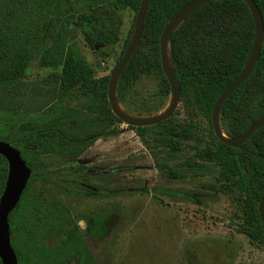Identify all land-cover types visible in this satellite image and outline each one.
Returning a JSON list of instances; mask_svg holds the SVG:
<instances>
[{"label":"trees","instance_id":"16d2710c","mask_svg":"<svg viewBox=\"0 0 264 264\" xmlns=\"http://www.w3.org/2000/svg\"><path fill=\"white\" fill-rule=\"evenodd\" d=\"M195 0H151L140 44L122 71L116 92L118 103L129 114L151 117L160 114L171 99V87L161 65L160 39L169 21L187 4ZM92 0H0V96L17 93L32 60L42 68L61 69L56 75L59 93L66 101L75 89L82 97L84 115L55 103L38 112L18 113L0 110V141L21 152L32 170V176L15 210L9 216L12 246L19 264H26L12 236L23 232L37 236L44 226L41 210L26 208L30 203V186L47 176L42 157L61 152L75 162L89 146L108 136L115 123L107 99L110 76L96 78L91 64L79 53L69 36L80 29L87 45L109 46L117 40L114 31H97V17L86 12ZM142 0H115V8H130L138 13ZM264 22V0H254ZM133 33L129 35L130 44ZM256 42V25L244 0H212L188 15L170 37L172 72L180 84L181 102L186 110H197L209 123L206 144L197 143L195 157L181 165V170L216 177L226 192L245 200L250 213L246 235L253 242L264 240V226L258 207L264 193V126L245 142L247 152L221 143L212 129V112L222 93L234 83L247 66ZM153 76L159 81L157 104L133 105L135 86L143 78ZM264 118V47L248 79L225 100L220 117L222 132L232 139L243 135L255 122ZM100 125V128L98 127ZM93 127V131L88 128ZM148 144L147 138L161 132L160 145L175 157L191 141H197L193 124L172 125V118L154 127L132 128ZM162 171L171 169L166 165ZM88 169L86 170V172ZM172 171V170H171ZM8 163L0 155V197L5 189ZM74 196H95L92 189L70 191ZM191 200L188 193H179ZM27 209V211H25ZM94 231L100 232L97 213L88 215ZM102 234L99 233V238ZM37 247V243L35 245ZM36 261L37 252H32ZM0 264H2L0 260Z\"/></svg>","mask_w":264,"mask_h":264},{"label":"rangeland","instance_id":"374dc122","mask_svg":"<svg viewBox=\"0 0 264 264\" xmlns=\"http://www.w3.org/2000/svg\"><path fill=\"white\" fill-rule=\"evenodd\" d=\"M114 5L115 0H92L86 9L97 17L98 32L117 34L114 43L91 49L80 29L73 28L69 36L96 78L113 73L135 29L137 13ZM60 73L61 69L40 67L35 58L20 90L0 96V110L31 113L60 103L91 115L78 89L62 100L56 77ZM158 92L157 78L143 77L130 102L157 104ZM192 111L180 102L172 117L174 126L193 124L198 139L175 157L160 145L161 130L145 144L122 121L73 163L60 151L43 156L47 176L31 184L26 208L38 207L45 224L37 228V236L28 232L12 236L26 264H264V240L253 242L246 235L251 211L245 200L224 191L216 177L181 170L195 157L196 142L206 144L209 139L207 119ZM161 165L171 169L162 171ZM83 189L97 194L82 198L70 193ZM91 213L99 215L100 232L92 227ZM34 251L39 261L31 254Z\"/></svg>","mask_w":264,"mask_h":264},{"label":"water","instance_id":"95a60500","mask_svg":"<svg viewBox=\"0 0 264 264\" xmlns=\"http://www.w3.org/2000/svg\"><path fill=\"white\" fill-rule=\"evenodd\" d=\"M210 1L212 0H195L185 5L165 27L160 39V53L162 70L171 87L170 102L160 114L151 117L134 116L140 120L132 121L125 116L124 113L127 112L118 103L116 88L122 71L132 59L142 38L147 13L151 3V0H142L140 9L137 13L135 29L130 44L128 45L122 59L110 76L107 99L111 111L116 118L133 128H147L154 127L165 121H168L175 115L181 102V88L172 72L170 37L172 33L183 23L188 15ZM244 1L252 11L255 20L256 42L251 58L245 69L234 81V83L230 85L216 101L212 112V129L216 138L224 145L247 152L244 144L255 131L264 126V118L253 123L243 135L236 139L228 138L222 132L220 125L221 109L225 100L228 99L229 96L251 75L258 62L262 48L264 47V22L260 10L258 9L254 0ZM168 56L171 63V69H168ZM117 105L121 107L122 111L118 110ZM168 107L169 110L167 113L163 114ZM0 155L4 157L8 163L7 181L5 189L0 197V260L2 264H19L17 254L12 246L9 216L19 204L21 197L26 190L32 176V170L28 167L26 161L23 159L21 152L7 142L0 141ZM258 211L261 222L264 226V193L262 195Z\"/></svg>","mask_w":264,"mask_h":264},{"label":"bare ground","instance_id":"6f19581e","mask_svg":"<svg viewBox=\"0 0 264 264\" xmlns=\"http://www.w3.org/2000/svg\"><path fill=\"white\" fill-rule=\"evenodd\" d=\"M168 69H171V63H170V60H169V56H168ZM169 107H170V106H169ZM169 107L167 108V110H166L163 114L167 113V111L169 110ZM117 108H118V110L122 111V109H121V107H120L119 105H117ZM124 114H125V116H126L129 120H132V121H138V120H140L139 118L134 117V116H132V115H129V114H127V113H124ZM163 114H162V115H163Z\"/></svg>","mask_w":264,"mask_h":264}]
</instances>
